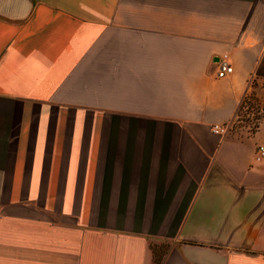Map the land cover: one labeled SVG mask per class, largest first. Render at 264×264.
<instances>
[{"label": "crops", "instance_id": "1", "mask_svg": "<svg viewBox=\"0 0 264 264\" xmlns=\"http://www.w3.org/2000/svg\"><path fill=\"white\" fill-rule=\"evenodd\" d=\"M251 94L263 0H0V193L80 195L0 201V264H264Z\"/></svg>", "mask_w": 264, "mask_h": 264}, {"label": "rangeland", "instance_id": "2", "mask_svg": "<svg viewBox=\"0 0 264 264\" xmlns=\"http://www.w3.org/2000/svg\"><path fill=\"white\" fill-rule=\"evenodd\" d=\"M94 113H88V120H93ZM103 117H109V114H103ZM264 121V96H256L251 94L247 97L242 104L238 118L230 125V131L232 133H238L240 135H252L258 129L261 122ZM11 184V179L0 178V186H8ZM80 195L78 193H24V194H6L0 193L1 202L9 201H24V202H35L38 204L45 205L47 202H61L71 201L78 202ZM46 213V210H40Z\"/></svg>", "mask_w": 264, "mask_h": 264}, {"label": "built area", "instance_id": "3", "mask_svg": "<svg viewBox=\"0 0 264 264\" xmlns=\"http://www.w3.org/2000/svg\"><path fill=\"white\" fill-rule=\"evenodd\" d=\"M264 1V0H263ZM218 65V77L225 78L229 77L234 72V67L229 61V54L223 53L221 57L218 58L217 61ZM213 131L217 134H228L230 132V126L229 125H223V124H215L213 126ZM257 158L259 160L264 159V145H259L257 148Z\"/></svg>", "mask_w": 264, "mask_h": 264}]
</instances>
